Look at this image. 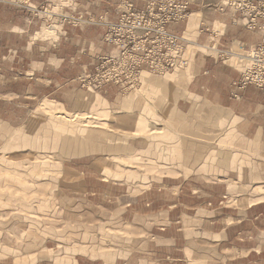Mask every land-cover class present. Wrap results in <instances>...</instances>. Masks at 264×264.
Here are the masks:
<instances>
[{"label":"crops","instance_id":"obj_1","mask_svg":"<svg viewBox=\"0 0 264 264\" xmlns=\"http://www.w3.org/2000/svg\"><path fill=\"white\" fill-rule=\"evenodd\" d=\"M186 1L187 19L169 25L187 40L185 65L165 77L143 75L138 89L123 95L113 86L99 92L69 83L112 52L103 35L119 0H0V128L17 130L24 98L82 117L78 145L64 133L62 145L47 151L81 164L80 198L66 197L65 218L74 203L81 230L90 217L102 218L103 205L88 209L93 196L113 206L107 218L126 217L132 234L122 258H105L98 247L92 256L87 245L77 251L49 237L38 244L47 246L32 247L33 264H264V91L236 86L262 32L245 28L223 0ZM43 6L89 22L43 31V14L32 12ZM217 135L229 146L216 147ZM66 224L62 231L48 215L46 232L69 233Z\"/></svg>","mask_w":264,"mask_h":264},{"label":"rangeland","instance_id":"obj_2","mask_svg":"<svg viewBox=\"0 0 264 264\" xmlns=\"http://www.w3.org/2000/svg\"><path fill=\"white\" fill-rule=\"evenodd\" d=\"M152 1L156 0H138V2L119 0L116 8L115 20L106 23L103 35L104 43L112 48V52L99 56L96 59L92 71L74 77L69 83L83 89L99 92L105 91L109 86H113L119 93L127 95L129 93H134L138 89L143 75L150 74L165 77L179 68L177 67L164 75H158L149 71H141L138 74L139 77L133 84L125 83L119 85L113 81L107 82L105 81V74H103L104 77L102 76L104 68H111L113 65V62H111L112 59L114 61L120 57L119 50L104 40L108 25L116 22L124 11L130 10L132 12L146 13L148 11L147 6ZM223 1L227 6L234 9L237 14V19L244 25L245 16L239 13L229 0ZM186 2L188 3V1ZM32 12L35 16L43 14L42 30L46 32L54 31L64 24L80 25L89 22L87 19H83L79 14L64 13L60 10L51 11L47 6H43L40 9L35 8ZM189 13L190 11L187 5L183 17L168 23L167 31L173 35L184 38L182 35L170 31L169 25L185 21ZM256 30L261 31L259 28L252 31ZM149 40L148 47L157 55H160L163 49L160 36L152 33V35L149 36ZM184 40L186 52L187 40L185 38ZM112 73L114 76L115 73L113 71ZM23 108V120L18 122L17 130L15 127L11 128V125H1L0 128V209L4 212L3 216L7 217V220H2L0 218V264H11L13 261L18 264H33L36 256L31 254L32 247L35 245L41 247L47 246L45 244H38L42 240L46 241L49 237L54 240L55 236L60 237V239H57L59 244H63V242L75 243L73 245L76 247L77 251L85 252V246L87 245L88 253H92V256H96L95 248L98 247V252L102 253L105 258H113L117 255L121 258L126 257L129 251L128 237L132 236V234L128 231L126 217L125 219L112 216H108L107 218L108 214L105 209L111 208L112 205L110 203L104 202L102 204L101 201L99 203L96 201L95 203L91 201L93 196H89L88 209H96L95 204H99L103 205L104 211L102 218L90 217L88 219V224L91 227L80 229L81 226L78 222L79 217L77 216L79 211H74L77 209L75 203L72 204V217L65 218V207L67 211L71 204L66 197L71 195L75 196L77 200L80 198V190H82L80 180L82 178V173L78 168L81 164L76 162L65 164L55 157L53 158L52 155H48L47 151L49 149H55L59 144L62 145L61 136L64 133L71 134L73 144L78 145V135L83 133L80 129L82 126V117L76 115L72 120V115L65 113V111L63 112L62 108L59 106L54 105V107H49L47 101L42 98H40L39 101H32L31 99L24 98ZM19 117L20 115L18 118ZM227 140L228 139L224 136L220 137V135H217L215 139L216 147H228L229 144L226 143ZM16 149H19L18 151L23 154L15 155ZM16 156H18L17 159L15 158ZM119 164L121 167H127V160H119ZM147 172L149 171L147 170ZM104 173L103 176L105 177L112 176L111 171H105ZM126 173L124 169H120L119 177L126 179L128 177L125 175ZM89 177H95V174H89ZM138 178L139 177H137V179ZM89 185L92 188V190H89L90 194L96 190L95 180L94 182H89ZM101 188H103L105 192L111 193L110 186L103 185ZM139 188V190L144 189L142 186ZM125 190L126 187L121 186L118 194L125 193ZM78 203L79 202L76 204L79 207ZM120 204L122 205L123 203L121 202ZM33 214H35V216L37 215V217H33ZM48 215L52 217V225L55 223L56 227L61 228L62 231L65 229L63 225L66 219V230L68 229L69 233L61 232L59 235L58 233L57 235H48L46 232ZM38 217H40V219ZM97 223L101 224L102 230H95L94 225ZM37 228H43L45 232L40 233ZM65 236L66 240L63 239ZM81 245L84 248L80 250L79 247ZM132 245L131 243L129 246L131 247ZM21 248L23 249V253ZM118 248L119 251L117 250ZM57 249H61V247ZM47 253L45 249L41 252L40 256L43 258L47 257ZM21 255H23V259H20Z\"/></svg>","mask_w":264,"mask_h":264},{"label":"built area","instance_id":"obj_3","mask_svg":"<svg viewBox=\"0 0 264 264\" xmlns=\"http://www.w3.org/2000/svg\"><path fill=\"white\" fill-rule=\"evenodd\" d=\"M229 1L245 16V27L251 30L259 28L262 32L259 43L249 53L250 65L241 73L236 86L254 85L264 91V0ZM187 5L186 1L180 0L152 1L146 13L124 11L116 22L108 25L104 40L119 50L120 57L112 59L111 68H104L102 76L105 74V81L133 84L141 71L164 75L184 65L185 40L169 33L167 25L181 19ZM152 33L160 36L163 47L160 55L148 47Z\"/></svg>","mask_w":264,"mask_h":264}]
</instances>
